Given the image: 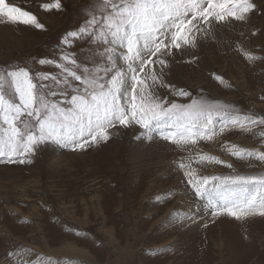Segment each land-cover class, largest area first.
Listing matches in <instances>:
<instances>
[{"label": "snow or ice", "instance_id": "snow-or-ice-1", "mask_svg": "<svg viewBox=\"0 0 264 264\" xmlns=\"http://www.w3.org/2000/svg\"><path fill=\"white\" fill-rule=\"evenodd\" d=\"M40 7L62 10V3L51 0ZM260 10L254 0H90L82 10L83 23L66 32L51 53L30 57L32 64L0 65V164H32L45 149L86 151L108 142L120 128L137 129L135 141L163 140L184 154L172 165L183 174L186 207L170 212L161 227L205 217L212 223L225 216L237 221L264 217V173L204 174L205 167L234 165L201 148L202 143L217 145L250 167L253 160L264 166V115L205 96L202 89L194 96L166 79L177 56ZM0 24L45 29L36 14L14 0H0ZM77 43L89 48L83 58ZM241 51L249 61L260 59ZM44 67L56 71H41ZM211 75L232 87L223 76ZM233 131L251 134L258 146L230 142L226 135ZM170 198L167 193L155 197ZM163 251L156 248L152 254ZM7 255L9 264H52L50 255L20 244Z\"/></svg>", "mask_w": 264, "mask_h": 264}, {"label": "rangeland", "instance_id": "rangeland-1", "mask_svg": "<svg viewBox=\"0 0 264 264\" xmlns=\"http://www.w3.org/2000/svg\"><path fill=\"white\" fill-rule=\"evenodd\" d=\"M14 2L36 14L45 29L0 24V65L32 64L30 57L51 53L66 32L83 23L82 10L90 0H61L62 10L51 11L40 7L51 0ZM254 2L261 10L251 13L246 22L218 28L215 39L177 56L179 62L172 64L168 82L194 96L202 89L205 96L264 115V0ZM75 48L82 58L89 53L85 44L77 43ZM241 49L260 59L249 61ZM192 56L198 59L185 62ZM212 73L223 76L232 87L221 85ZM169 99L187 102L171 95ZM136 131L120 128L108 142L86 151L45 149L32 164H0V264H9L7 253L17 244L50 255L52 264L76 260L85 264H264V217L237 221L225 216L214 223L205 217L195 224L160 226L170 212L186 207L184 177L172 165L184 154L163 140L135 141ZM226 139L243 147L258 146L251 134L239 131L228 133ZM201 148L234 165L233 169L219 165L216 171L205 167L204 174L264 173V166L255 160L250 167L217 145L202 143ZM166 193L171 197L167 201L155 199ZM22 218L31 222L21 223ZM69 228L83 235L72 234ZM71 245L85 249L92 259L86 260L87 254H77ZM156 248L165 251L153 255Z\"/></svg>", "mask_w": 264, "mask_h": 264}, {"label": "bare ground", "instance_id": "bare-ground-1", "mask_svg": "<svg viewBox=\"0 0 264 264\" xmlns=\"http://www.w3.org/2000/svg\"><path fill=\"white\" fill-rule=\"evenodd\" d=\"M256 144V143H255ZM245 145V144H244ZM247 145H254V143H248V141H247ZM210 167V170H218L219 169V165H213V166H209ZM111 235V234H110ZM71 248L70 249H73V250H75V251H77V254L79 253V255H81V254H87V253H85L86 251H84L83 249H81V248H77V247H72V245L70 246ZM118 249H120V247L118 248ZM122 249V248H121ZM126 254V253H125ZM87 256L88 257H86V256H84L83 258H86V260L87 259H92V257H90L89 256V254H87ZM119 256V255H118ZM124 256H126V255H124ZM119 258V257H118ZM121 259V258H120ZM122 260V259H121ZM120 261V260H119ZM125 261V260H124ZM95 264V263H94ZM109 264V263H108ZM124 264V263H123Z\"/></svg>", "mask_w": 264, "mask_h": 264}]
</instances>
